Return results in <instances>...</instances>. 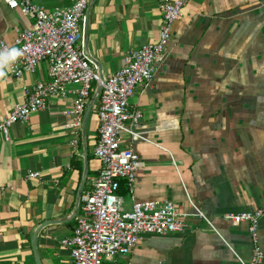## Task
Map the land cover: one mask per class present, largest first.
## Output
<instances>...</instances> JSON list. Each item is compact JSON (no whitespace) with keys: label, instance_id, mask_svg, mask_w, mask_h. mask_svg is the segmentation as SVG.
I'll return each instance as SVG.
<instances>
[{"label":"crops","instance_id":"obj_1","mask_svg":"<svg viewBox=\"0 0 264 264\" xmlns=\"http://www.w3.org/2000/svg\"><path fill=\"white\" fill-rule=\"evenodd\" d=\"M71 0H39L48 11ZM165 0H89L84 51L103 78L117 72L125 57L157 41ZM33 19L0 0V39L12 43ZM49 63L21 78L0 80V120L25 101L23 87L49 82ZM77 84L64 98L51 97L46 108L0 138V264H36L31 244L35 231L42 264H73L61 245L72 234L82 202L101 162L98 142L99 96L82 116L79 132L64 114ZM130 104L143 111L137 125L145 139L122 135L142 166L136 172L134 201L174 203L181 213L199 207L205 217L189 218L184 234H146L127 256L111 264H241L252 255L246 223L227 215L253 211L264 201V0H191L172 27L163 60L146 88H137ZM73 141H77L74 145ZM31 171L39 179H28ZM79 203L78 214L74 213ZM264 250V217L259 225ZM264 264V263H263Z\"/></svg>","mask_w":264,"mask_h":264},{"label":"built area","instance_id":"obj_2","mask_svg":"<svg viewBox=\"0 0 264 264\" xmlns=\"http://www.w3.org/2000/svg\"><path fill=\"white\" fill-rule=\"evenodd\" d=\"M9 8L33 19L31 29L20 31L12 43L0 39V51L18 48L23 51L8 73L21 78L34 73L43 61L49 63V82L25 85V101L16 104L11 112L0 120V138L9 142L10 129L17 122H27L31 114L46 108L51 97L64 98L66 86L77 84L72 106L64 112L73 120L70 124L76 132L82 126V116L91 97L94 83L102 87L98 142L95 157L102 166L91 180V187L81 196V214L77 217L72 234L62 239L73 264H109L117 257L129 255L143 235L164 236L184 234L190 228L189 218H204L203 211L193 205V212L181 213L171 202L134 201L132 208H124V197L118 193L119 181H126L133 194L136 172L142 166L131 147L123 148L122 135L129 134L132 141L145 139L137 131L144 114L130 104L137 88L151 85L172 27L191 0H165L157 41L131 51L124 65L107 78L101 77L92 67L84 51L83 23L89 0H71L68 7L48 11L39 0H2ZM77 141H73L75 145ZM40 172L31 171L28 179H39ZM264 217V201L253 211L227 215L236 223H246L251 241L252 255L241 264H263L264 250L259 239V225ZM116 258V259H115ZM127 264H133L128 262Z\"/></svg>","mask_w":264,"mask_h":264},{"label":"water","instance_id":"obj_3","mask_svg":"<svg viewBox=\"0 0 264 264\" xmlns=\"http://www.w3.org/2000/svg\"><path fill=\"white\" fill-rule=\"evenodd\" d=\"M87 38H88V33H87V18H86V21H85V31H84V42L86 43L87 42ZM102 90V87L100 86L96 92H95V95L93 96L89 106H88V110L86 111L85 113V118H84V123H83V132H84V137H86V120H87V117H88V114L90 112V109H91V106L92 104L96 101V99L98 98V96L100 95V92ZM85 164H86V169H85V178L87 176V165H88V153L86 151L85 153ZM85 178L83 180V184L80 188V191L78 193V197H77V200L78 202H80L81 200V194H82V188H83V185H84V182H85ZM78 210H79V203H78V206L76 208V211L74 213V217L78 214ZM49 224H43L40 228H38L35 233L33 234L32 236V239H31V244H32V247H33V251H34V255H35V259H36V264H42L40 258H39V254L37 252V237H38V234L39 232L41 231V229L45 226H47Z\"/></svg>","mask_w":264,"mask_h":264},{"label":"clouds","instance_id":"obj_4","mask_svg":"<svg viewBox=\"0 0 264 264\" xmlns=\"http://www.w3.org/2000/svg\"><path fill=\"white\" fill-rule=\"evenodd\" d=\"M22 56L23 51L15 47L0 51V80L7 76L8 71Z\"/></svg>","mask_w":264,"mask_h":264},{"label":"trees","instance_id":"obj_5","mask_svg":"<svg viewBox=\"0 0 264 264\" xmlns=\"http://www.w3.org/2000/svg\"><path fill=\"white\" fill-rule=\"evenodd\" d=\"M118 193L122 196L128 193V187H127L126 181L124 180L119 181Z\"/></svg>","mask_w":264,"mask_h":264},{"label":"rangeland","instance_id":"obj_6","mask_svg":"<svg viewBox=\"0 0 264 264\" xmlns=\"http://www.w3.org/2000/svg\"><path fill=\"white\" fill-rule=\"evenodd\" d=\"M116 259V258H115ZM112 262H110L109 264H111Z\"/></svg>","mask_w":264,"mask_h":264}]
</instances>
